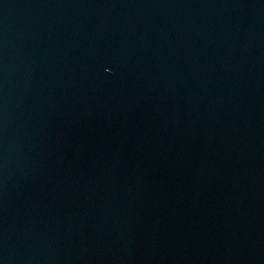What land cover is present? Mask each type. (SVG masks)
I'll list each match as a JSON object with an SVG mask.
<instances>
[{
	"label": "water",
	"instance_id": "1",
	"mask_svg": "<svg viewBox=\"0 0 264 264\" xmlns=\"http://www.w3.org/2000/svg\"><path fill=\"white\" fill-rule=\"evenodd\" d=\"M0 264H264V0H0Z\"/></svg>",
	"mask_w": 264,
	"mask_h": 264
}]
</instances>
